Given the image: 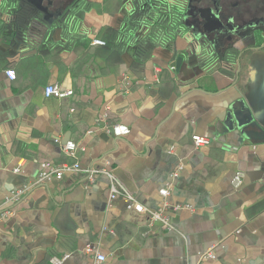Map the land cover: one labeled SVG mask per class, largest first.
I'll return each mask as SVG.
<instances>
[{
    "label": "crops",
    "instance_id": "obj_1",
    "mask_svg": "<svg viewBox=\"0 0 264 264\" xmlns=\"http://www.w3.org/2000/svg\"><path fill=\"white\" fill-rule=\"evenodd\" d=\"M69 1L0 0V212L12 211L0 218V264H92L87 244L104 264H264V63L249 58L264 49V30L227 33L205 15L213 34L177 35L136 69L144 32H122L133 0H82L79 18L41 44L28 36L32 18L42 32ZM249 28L252 40L238 33ZM209 36L215 52L203 56ZM49 84L63 95L46 96ZM195 136L206 143L197 147ZM46 162L82 170L36 183ZM89 167L113 173L138 203L111 201L109 175L89 177ZM26 185L20 202L6 201ZM165 200L189 206L169 210L172 230L141 211Z\"/></svg>",
    "mask_w": 264,
    "mask_h": 264
},
{
    "label": "trees",
    "instance_id": "obj_2",
    "mask_svg": "<svg viewBox=\"0 0 264 264\" xmlns=\"http://www.w3.org/2000/svg\"><path fill=\"white\" fill-rule=\"evenodd\" d=\"M190 1L192 5H189V7H181L174 4H169L167 0L132 1L134 12L131 13V15L125 16V27L123 28L122 32L127 34L130 31L138 29H141L144 32L142 36L136 41L133 52L134 66L136 69L143 67L145 61L151 56V53L155 47L166 44L170 45L175 40L177 35H183L194 28L202 34V37L203 35L213 34L204 30L206 18H204L202 15V8L204 7V5H202V1L205 0ZM228 1V5L231 7L230 9L234 11L235 20L232 22L222 21L225 24L221 22V24H223L224 30L227 31V33L234 31L233 25L244 27L252 24L254 28L257 29L259 27L261 31L264 30V0H240L241 7L236 8L235 10L233 7L238 6L236 4L237 0ZM81 2L82 0H70L64 6L63 12L59 17V21L51 22L48 25L45 23L46 27L43 24L44 28L42 32L39 30V27L43 21L37 17L32 18L27 28L28 36L31 37V39H33V41L36 43L41 44L46 38L48 32L52 31L56 24L63 20L65 24V22L69 19L79 18V4ZM94 5H96V3H94ZM87 6V8H89L91 7V4L88 3ZM223 7L227 9L226 6ZM223 7L221 5V13H223V17L226 18L227 16H231L223 11ZM262 19L263 21L257 22ZM34 31L36 33H38V31L41 32V37L39 34H34ZM12 35H16L14 31V24ZM210 41H212V36H209V38H206L204 41V43H206L204 44L205 51L203 50V56H209V52H212V50L215 52L214 45H212ZM229 49V53L231 55H228L227 57L234 61L235 57L238 55L235 53L237 50L231 48ZM232 75L236 77L238 74L232 72Z\"/></svg>",
    "mask_w": 264,
    "mask_h": 264
},
{
    "label": "built area",
    "instance_id": "obj_3",
    "mask_svg": "<svg viewBox=\"0 0 264 264\" xmlns=\"http://www.w3.org/2000/svg\"><path fill=\"white\" fill-rule=\"evenodd\" d=\"M96 43L104 44L103 40L96 39ZM6 74L9 78L14 79L16 74L15 71L12 69H9L6 71ZM45 95L46 96H54V97H61L63 95L62 89L58 84H49L45 87ZM106 114H104L101 119H105ZM100 120V119H99ZM56 141H59V139H56ZM195 145L197 147L203 145L206 143V139L202 136H195ZM67 149V148H66ZM71 154H74V152H71ZM18 171V168L16 169ZM81 166L79 162H75L74 164L69 163H63V164H55L52 162H46L43 165V168L41 169L38 178L36 179V183H49L53 179L60 180L67 172H77L81 171ZM182 170V165H179L173 172H172V178H176L179 176L180 172ZM84 172L87 173L89 177H92L93 175L97 173H107L110 177V185H109V199L115 200V199H124L126 201H131L133 203H138L135 199L134 195L121 183V181L110 171L102 169L97 170L94 167H89L84 169ZM244 178V173L242 171H238L235 173L232 184L235 188H238ZM29 186L26 185L23 188H19L17 190H14L9 198L6 200L7 202L12 203H18L21 201L22 197L25 193L28 192ZM168 193H170V189L168 190ZM3 203L0 202V210L2 208ZM183 207H189V206H183L181 204H171L168 200H165L163 205L156 209H148L144 206H141V211L147 212L149 220L151 222H160L164 228H167L169 230L173 229V224L171 222V216L169 210H177ZM12 213L11 209H5L0 212V218L8 217ZM85 253L92 256V264H104L106 261V255L100 250V248L97 245L93 244H87L85 247ZM205 258H211L213 257L212 250H209L204 255ZM51 262L53 264H60L61 258L59 257H53Z\"/></svg>",
    "mask_w": 264,
    "mask_h": 264
},
{
    "label": "rangeland",
    "instance_id": "obj_4",
    "mask_svg": "<svg viewBox=\"0 0 264 264\" xmlns=\"http://www.w3.org/2000/svg\"><path fill=\"white\" fill-rule=\"evenodd\" d=\"M253 1H254V0H253ZM243 2H244V1H243ZM228 3H229L228 0H220V4L222 5V7H223V6H226V7H227V9H225V8L223 7V11H224L226 14L228 13V15L233 16V20H235L234 11L230 9L231 7H229ZM240 3H241L240 0H237V1H236V4H237L238 6L233 7V9L235 10L236 8H240V7H241V6H240ZM210 4H211V1H210V0L202 1V5H204V6H209ZM222 14H223V13H222ZM239 32H240L242 35L245 34L244 36H246L247 38H250V37H251L249 40H252V36L256 35L255 33H257L253 28H249V29H247V30H245V31L240 30V31H238V33H239ZM253 38H254V37H253ZM259 55H261V56H259ZM249 58L252 60L253 65H257V66L261 65V63H264V49H261V51H257V50L253 51L252 53H250ZM241 78H243V73H242V75H241Z\"/></svg>",
    "mask_w": 264,
    "mask_h": 264
},
{
    "label": "flooded vegetation",
    "instance_id": "obj_5",
    "mask_svg": "<svg viewBox=\"0 0 264 264\" xmlns=\"http://www.w3.org/2000/svg\"><path fill=\"white\" fill-rule=\"evenodd\" d=\"M190 3H191V1H190ZM191 5H192V3H191ZM206 7L207 8H205V7L202 8V15L203 16L206 15V17L208 16L209 19L214 18V20H216L215 17H217L218 19L220 18L223 21L232 22V20H233L232 16H227L226 18L223 17V15L221 13L222 8H221L220 0H211V4L209 5V7L208 6H206ZM261 21H263V19L260 21H257V22H261ZM217 23H219V21ZM223 24H225V23H223ZM227 24H231V23H227ZM207 27H208V24H207ZM238 27H241V26H238ZM244 27H246V26H244Z\"/></svg>",
    "mask_w": 264,
    "mask_h": 264
},
{
    "label": "water",
    "instance_id": "obj_6",
    "mask_svg": "<svg viewBox=\"0 0 264 264\" xmlns=\"http://www.w3.org/2000/svg\"><path fill=\"white\" fill-rule=\"evenodd\" d=\"M240 71V66L238 67V72Z\"/></svg>",
    "mask_w": 264,
    "mask_h": 264
}]
</instances>
